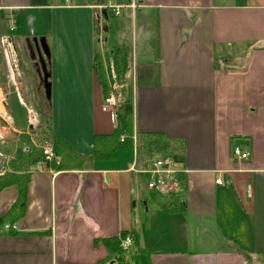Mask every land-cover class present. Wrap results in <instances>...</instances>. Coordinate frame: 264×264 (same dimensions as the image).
I'll list each match as a JSON object with an SVG mask.
<instances>
[{"label":"crops","instance_id":"0c3cea01","mask_svg":"<svg viewBox=\"0 0 264 264\" xmlns=\"http://www.w3.org/2000/svg\"><path fill=\"white\" fill-rule=\"evenodd\" d=\"M124 11L132 135L175 143L166 156L183 171L179 203L146 188L149 161L134 146L66 169L27 160L29 115L39 120L42 104L51 134L77 155L112 134L93 63L113 38L101 18ZM41 40L48 96L23 56L38 63ZM0 155V169L30 174L0 264H104L105 242L122 232L135 264H264V0H0ZM17 197L15 186L0 191V216Z\"/></svg>","mask_w":264,"mask_h":264},{"label":"trees","instance_id":"16d2710c","mask_svg":"<svg viewBox=\"0 0 264 264\" xmlns=\"http://www.w3.org/2000/svg\"><path fill=\"white\" fill-rule=\"evenodd\" d=\"M62 3V0H60ZM108 56V55H107ZM109 58V56H108ZM107 60L106 69L101 60L94 57L93 69L96 78L102 88V93L105 94L107 87V75L110 68H112L115 75V94H116V115L119 128L113 130L110 136L96 137L94 139L93 153L90 157L80 156L72 152L60 139L53 136L49 129V108L47 103L42 104L37 109L39 114L38 128L42 134V141L48 142L52 146L53 152L59 157V164L53 166L56 169H66L68 166H79L86 160L94 159H110L117 150L132 147L131 140L133 133L132 124V100L130 92L127 87V73H128V54L123 48H119L113 53L111 59ZM123 136V141L120 142V137ZM175 143L166 139L160 134H137L135 150L137 159L139 161H151L157 155H171L172 148ZM30 165L43 162V156L40 153L27 158ZM9 172L5 168L0 169V191L9 186H15L18 190L17 201L10 207V209L2 216H0V236L14 232L12 230L13 224L22 217L23 207L26 199V188L30 181V174L23 172ZM176 194L171 196V199L179 203ZM173 206V203L170 204ZM169 211H175L170 208ZM8 226L7 229L5 227ZM126 236H132V233L122 232L118 237L111 238L105 242V246L109 252L110 260L104 264H135L133 258H129L124 250L120 248L121 241ZM264 260V258H261Z\"/></svg>","mask_w":264,"mask_h":264},{"label":"built area","instance_id":"2783aa9c","mask_svg":"<svg viewBox=\"0 0 264 264\" xmlns=\"http://www.w3.org/2000/svg\"><path fill=\"white\" fill-rule=\"evenodd\" d=\"M63 2L65 5H69L72 0H63ZM111 9L115 16L119 14L118 8L112 7ZM115 87V75L112 68H110L109 74L107 75V87L105 94L103 93L102 95V111L108 114L113 130H117L119 128L116 115L117 102ZM123 138V136L120 137V142L123 141ZM131 140L133 146L135 147V136L132 135ZM40 151L44 162L53 163L55 165L59 164V158L53 152L52 146L48 142L44 141L41 144ZM232 155L239 160L247 158V154L241 152L238 147L233 148ZM180 165V162L170 156L157 155L152 158L145 170V173L149 176L146 188L159 196L170 197L177 194L179 188V175L183 172ZM216 183L219 184L220 182L217 181ZM7 228L8 226L5 227V229ZM131 244L132 238L130 236H126L121 241L120 248L126 251Z\"/></svg>","mask_w":264,"mask_h":264},{"label":"rangeland","instance_id":"374dc122","mask_svg":"<svg viewBox=\"0 0 264 264\" xmlns=\"http://www.w3.org/2000/svg\"><path fill=\"white\" fill-rule=\"evenodd\" d=\"M65 5V4H64ZM108 19V20H107ZM107 19L105 18H101V27L103 28L104 32L107 31V29H111L112 31V35H113V42L114 45L118 44L119 46H121V48L124 49V51L128 54L130 52L129 49H131V46L134 44V37H132L134 35L133 33V28H132V20H131V16L128 12L124 11L122 13V15L120 17H108ZM138 32V28L137 31ZM103 35L106 34L102 33ZM107 38V37H106ZM110 38L107 39V44H108V52L106 51L105 53V59L103 62V65L106 69L107 66V58L109 56V54L111 53L113 55V47H110V41L112 40ZM139 45V44H138ZM25 51V50H23ZM22 51V53H23ZM115 53V51H114ZM110 54V55H111ZM108 55V56H107ZM24 56V61L26 64V67L30 68V70L32 71V74L34 72L35 77H32V81H33V86H36V82L39 83L41 80V76H36V70L38 69V65L36 62L33 63V61L29 58L27 52L25 51V54H23ZM111 59V58H108ZM25 67V68H26ZM29 125L31 128H33V130L29 131V135L31 136L33 142H34V147L32 148L31 154L36 155L38 153H40V146L43 143L42 141V134L41 131L38 128V117L36 115V112L34 113H30L29 115ZM166 156V155H164ZM134 248H130V251H133Z\"/></svg>","mask_w":264,"mask_h":264},{"label":"water","instance_id":"95a60500","mask_svg":"<svg viewBox=\"0 0 264 264\" xmlns=\"http://www.w3.org/2000/svg\"><path fill=\"white\" fill-rule=\"evenodd\" d=\"M40 51H36L37 52V56H38V69L36 70L37 74L42 76L41 80L43 82V88L45 89V94L48 96L49 95V88L50 85L47 81L49 75L48 73H46V66H45V61L43 59V57H45V60H47L49 58V52H48V48L46 47V45L43 43V41H40Z\"/></svg>","mask_w":264,"mask_h":264},{"label":"bare ground","instance_id":"6f19581e","mask_svg":"<svg viewBox=\"0 0 264 264\" xmlns=\"http://www.w3.org/2000/svg\"><path fill=\"white\" fill-rule=\"evenodd\" d=\"M11 50V49H10ZM15 72V71H14Z\"/></svg>","mask_w":264,"mask_h":264}]
</instances>
